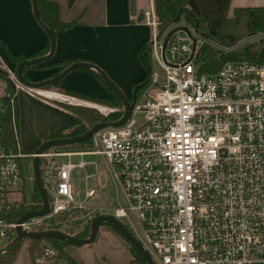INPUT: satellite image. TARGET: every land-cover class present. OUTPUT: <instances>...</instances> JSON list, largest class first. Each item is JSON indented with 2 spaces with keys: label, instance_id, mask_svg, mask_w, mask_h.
<instances>
[{
  "label": "built area",
  "instance_id": "obj_1",
  "mask_svg": "<svg viewBox=\"0 0 264 264\" xmlns=\"http://www.w3.org/2000/svg\"><path fill=\"white\" fill-rule=\"evenodd\" d=\"M143 21L151 29L147 53L157 70L133 100L129 118L93 133L86 148L41 154L49 213L20 224L9 217L21 205L30 212L32 203L22 202L23 161L32 160L33 152H22L16 140L17 93L93 108L105 117L119 110L65 94L79 102L46 99L37 93L40 88L20 83L0 59L6 75L0 79V254L18 237L16 227L26 233L61 231L64 213L86 209L71 175L86 167L84 156L97 154L111 167L126 202L113 217H126V210L134 216L154 264H264V60L230 61L199 73L202 48H217L210 38L183 21L159 32L153 0ZM7 113L14 145L2 138ZM95 195L85 189L84 199ZM56 256L42 241L36 263Z\"/></svg>",
  "mask_w": 264,
  "mask_h": 264
},
{
  "label": "rangeland",
  "instance_id": "obj_2",
  "mask_svg": "<svg viewBox=\"0 0 264 264\" xmlns=\"http://www.w3.org/2000/svg\"><path fill=\"white\" fill-rule=\"evenodd\" d=\"M149 0H147L146 8L148 7ZM255 7H262V6H255ZM144 21L142 22V24ZM215 23L208 24V32L209 35L215 34L216 29ZM38 26V25H37ZM112 35H105V32L98 38L100 42V50L96 51V54L102 58V65L105 67V71L108 73L109 78H113L109 80L119 88L122 92H126L129 86L134 83L135 81L142 80L146 75V70L138 61L135 56V52L133 50V44H136L139 39L143 38V42L147 40V42L151 41L152 34L151 29L144 28L140 30V36L137 38H133L129 36V34L121 29H116L115 31L111 32ZM259 40L258 36H250L245 37L236 42L233 48H239L247 43ZM215 47L219 50H224V48L216 43H213ZM229 50V49H225ZM0 59L3 63L8 66L9 68L13 69L15 73V69L13 65L9 62L8 56L3 49H0ZM1 65V62H0ZM52 64L47 65H38L33 66L31 69L23 72L24 78L27 83H36L40 82L39 79L42 77V73L39 69L42 68H49V70H53L54 67L51 66ZM35 67V68H34ZM150 67L152 71H156L157 67L156 64L150 61ZM81 70V69H75ZM68 75V77L63 80V82L67 86H86L89 90V93L86 94L87 96L76 95L78 98L94 102L97 104H103L108 107L117 108L119 112H123V108L118 106L117 99L113 97L112 101L105 102L103 98H96L97 94L100 96V92L92 86L89 82L81 79L82 77H78V71H75ZM0 71H2L0 69ZM104 71V72H105ZM3 72V71H2ZM105 72V73H106ZM16 75V74H15ZM46 80V79H45ZM117 85H116V84ZM39 88V87H35ZM138 87H136L133 92L136 91ZM41 90L39 92H50L55 93V95L60 96L64 93L59 94L55 91L52 86H43L40 87ZM45 90V91H44ZM78 92V91H77ZM59 94V95H58ZM81 94V93H80ZM134 95V94H133ZM132 92L129 96H125L127 99L132 98ZM64 96V95H62ZM67 97V96H66ZM74 99V98H72ZM35 100V101H34ZM76 100V99H75ZM16 104V140L18 142V146L22 152H31L37 148V142L35 141V137L38 136V131L44 130L46 127H57L63 128L72 122L75 119L81 120L84 124L85 128H89V125L85 123L82 119L78 118L76 115L75 109H84L86 108L92 114L101 117V115L96 109L89 108V107H82L76 105H69L64 103H53L57 107L64 109L68 112L74 114H67L63 111L51 110L48 109L41 104L38 103L36 98L29 96L27 93L23 91H19L17 93V97L15 98ZM62 101V100H61ZM77 101V100H76ZM66 102V101H65ZM79 102V101H77ZM70 103V102H68ZM74 103V102H72ZM118 113V112H117ZM114 114V113H113ZM105 117V116H103ZM139 120L138 117H135ZM52 123V125H50ZM40 135V134H39ZM80 146H68L61 148L62 150L68 151H77L80 150ZM66 158H55V162H65ZM73 161H77V157L72 158ZM83 160L88 164L83 170H76L72 173V182L76 188V195L77 199L83 201V206L86 208L78 210L74 209L64 213L61 220L63 224L60 225V229L63 232H66L72 236L81 234L82 231L85 229L86 226L89 228L90 220L97 216V215H110L114 216V210L118 208L126 209V202L123 197V194L120 190V187L117 181L113 177L111 167L104 161L103 157L97 154L87 155L83 157ZM46 163L45 159H39V172L42 173L44 167L43 164ZM84 176H88V179L84 180ZM85 189H92L96 192V195L90 199H84V192ZM22 202L23 203H31V197L34 195V184L32 178V160L26 159L23 161V187H22ZM93 210V211H91ZM127 216L124 218H118V221L123 224L130 233L141 243L144 244L141 231L135 221L134 216L126 210ZM34 218H32V221ZM101 227V228H100ZM99 232H97V237L91 247L94 249V253L92 255L100 257H111L112 255H118L122 253L121 244H126V242L119 236V234L111 227L105 224L100 226ZM89 233V232H88ZM87 237V236H86ZM119 240V241H118ZM29 242L27 240H23L21 242V246L19 251L16 255V258L13 264H30L27 248ZM42 245V243H41ZM90 256V254H88ZM87 255L85 254L84 257ZM35 264L36 261H35ZM42 264H55L51 260H48L46 263Z\"/></svg>",
  "mask_w": 264,
  "mask_h": 264
},
{
  "label": "crops",
  "instance_id": "obj_3",
  "mask_svg": "<svg viewBox=\"0 0 264 264\" xmlns=\"http://www.w3.org/2000/svg\"><path fill=\"white\" fill-rule=\"evenodd\" d=\"M49 1L53 2L57 6L58 17L61 21L71 22L73 20H78L79 23L66 31L57 32L54 35V54L50 60L42 63L44 65H47L49 63H59L67 60H78L77 62L91 63L99 68L102 72H104L105 67L102 65V58L96 54V51L100 50V42L98 41V38L102 35V33L105 32V35L109 36L112 35V31H115L118 28L122 31H124L125 29L129 36L137 38L138 36H140V30L144 29L145 27L148 28L144 23L142 24L143 12L146 9L147 0H135V13L133 16L130 15L129 12V0ZM186 1L187 7L194 14L202 17L207 30L208 24L210 23L217 24V29L218 22L226 5L228 17H231L232 11L235 8L264 6V0ZM0 40L5 44L9 53L12 55L28 56L45 46L47 37L39 28V26H37V23L34 20L30 0H0ZM146 42L147 40L143 42V38H140L136 44H133L135 56L136 50ZM39 70L43 74L39 79V81L42 82L45 79L54 77L52 76V74L57 70V68L49 70V68L45 67ZM75 71H78V74H76L78 77H82L81 79L92 84V86L100 92V96L99 94L95 95L97 96L96 98H103L105 99V102H109L112 101L113 97H115L94 71L85 69ZM73 72L74 70L68 75ZM108 74L109 72L105 73L106 76ZM68 75L66 77H68ZM65 78L52 85V88L58 93H64L65 95L75 98L78 97L74 94L82 96V94L85 93L83 95L87 96L86 94L89 93V90L86 86H67L63 82ZM111 80H113V78ZM137 82L139 81H135L134 83ZM131 85L126 92L122 91V94L124 96H129L131 94ZM36 100L39 104L48 109H54L61 112L63 111L64 113L72 114V116H74L73 113L61 109L53 103L47 102L46 100H42L39 98H36ZM50 125H52V123ZM67 126L58 129H55L57 127L50 128L48 126L41 132L38 131V136L35 137L37 147L44 140L48 139L54 132L60 129H64ZM33 151L26 153H32ZM93 243L81 247L69 246L65 249V252L77 264H129L132 258L130 247L127 243L121 244V254L112 255L111 257L107 258L103 256L100 258L95 255L91 256L92 252L95 249L91 247ZM85 254L87 255L86 257H84ZM88 254H90V256Z\"/></svg>",
  "mask_w": 264,
  "mask_h": 264
},
{
  "label": "trees",
  "instance_id": "obj_4",
  "mask_svg": "<svg viewBox=\"0 0 264 264\" xmlns=\"http://www.w3.org/2000/svg\"><path fill=\"white\" fill-rule=\"evenodd\" d=\"M155 14L158 19V31L164 30L166 27L172 24L179 23L181 21L194 27L198 33L203 36L210 38L214 43L222 47H231L236 44V42L242 38L250 36H258L264 32V6L262 7H249V8H235L232 11L231 17L227 16V5L225 6L223 13L218 22V26L215 34L209 35L206 31L205 22L201 16L194 14L188 7L186 0H153ZM36 6L38 14L47 26V28L55 35L57 32H63L79 23L78 20H73L71 22H63L59 19L57 13V6L49 0H36ZM149 42L141 45L136 50V56L141 63V65L146 70L145 77L131 85L132 98L129 100L131 103L134 99H137L141 91L147 86L149 75L151 74L150 67V57L148 56ZM49 39L47 38L44 47L36 51L35 53L28 56L12 55L9 53L5 44L0 40V48H2L7 56L9 62L13 65L15 69L20 63L33 59L39 56L45 55L49 50ZM237 60H246L250 62H260L264 60V39L253 41L247 43L239 48H232L229 50H219L211 46H204L196 59L198 65L199 73H209L217 71L224 63ZM78 60H67L59 63H54L51 66L57 68V70L52 74L56 76L60 71L65 69L70 64L77 62ZM33 67V66H32ZM32 67L24 68L22 72H25ZM35 68V67H34ZM33 69V68H32ZM5 73L0 71V79L5 80ZM136 89L135 92L133 90ZM108 88V87H107ZM109 89V88H108ZM110 90V89H109ZM111 91V90H110ZM111 93H113L111 91ZM114 95V94H113ZM115 96V95H114ZM117 99L118 106L123 108L121 101ZM78 118L82 119L89 125V127L100 123V122H113L118 120L122 111L114 114H110L107 117H98L86 108L75 109ZM17 113V109H15ZM2 128V138L5 143L9 145L15 144V135L12 128V123L9 113L5 114L1 121ZM88 128L84 127V124L79 119H75L73 123L64 129L57 130L49 138H65V137H75L83 134ZM48 138V139H49ZM90 144V138L86 141L74 144L73 146H80L79 148H86ZM60 149V148H58ZM33 196L31 197L32 204L29 207V211H36L40 209L41 202L40 197L34 187ZM25 213V208L23 205L19 206L17 209L13 210L10 214L9 221H16L20 216ZM64 215V214H63ZM63 217V216H62ZM111 226L119 236L129 245L131 260L129 264H146L145 259L140 254V252L133 247L111 224L102 223ZM101 224V225H102ZM124 226V225H123ZM125 227V226H124ZM126 228V227H125ZM127 229V228H126ZM128 230V229H127ZM129 231V230H128ZM88 226L82 231L81 234L75 235L78 238H85L88 235ZM130 232V231H129ZM24 239L19 237H14L10 242L4 253L0 254V264H13L16 255L21 246V242ZM44 241L57 252V256L54 260H51L55 264L58 261L63 260L67 264H77L72 258H70L65 249L70 245L66 244L61 240L56 239H43V240H28L27 253L29 257L30 264H35V261L39 257L41 251V243Z\"/></svg>",
  "mask_w": 264,
  "mask_h": 264
},
{
  "label": "water",
  "instance_id": "obj_5",
  "mask_svg": "<svg viewBox=\"0 0 264 264\" xmlns=\"http://www.w3.org/2000/svg\"><path fill=\"white\" fill-rule=\"evenodd\" d=\"M31 2V9L32 14L34 17V20L36 21L39 28L42 30V32L46 35V37L49 39V50L47 54L26 60L22 63H20L15 68V74L17 79L22 83L24 86L28 87H43V86H52L59 81H61L63 78H65L70 72H72L75 69H85V70H91L94 71L100 79L104 82V84L113 92V94L121 101L123 105V112L121 117L113 122H100L97 123L91 127H89L83 134L75 137H65V138H49L44 140L34 151H33V158H32V178H33V184L34 187L40 197L41 207L39 210L36 211H30L22 216H20L17 220V224H20L24 222L27 219L33 218V217H41L45 216L49 213V200L47 197V194L43 188V184L41 181V176L39 172V157L41 154H43L45 151L51 150V149H58L63 147H68L83 141H86L91 137L93 133L96 131H99L101 129L105 128H117L121 125H123L127 119L129 118L131 109H132V103L127 99L122 92L107 78L104 72H102L99 68H97L95 65L88 63V62H75L67 66L65 69L60 71L56 76L48 78L42 82H36V83H27L22 70L24 68L37 66L39 64H42L48 60H50L54 54L55 50V37L53 33L47 28V26L43 23L41 20L37 6H36V0H30ZM129 12L130 15H134L135 13V0H129ZM102 223H109L111 224L133 247H135L140 254L143 256V258L146 261V264H154L149 253L146 251V249L142 246V244L121 224L115 217L110 215H97L93 217L90 220L89 223V233L87 237L85 238H78L75 236H72L70 234H67L62 231L57 230H49L45 232H37V233H26L23 232L20 227H16V235L21 239H28V240H43L46 238L49 239H56L61 240L65 242L66 244L70 246H86L90 245L94 242L97 232L99 230V227Z\"/></svg>",
  "mask_w": 264,
  "mask_h": 264
},
{
  "label": "bare ground",
  "instance_id": "obj_6",
  "mask_svg": "<svg viewBox=\"0 0 264 264\" xmlns=\"http://www.w3.org/2000/svg\"><path fill=\"white\" fill-rule=\"evenodd\" d=\"M36 91H37V93L39 95L44 96V98H46V99H55V100H58V101L62 100V102L66 101V102H70V103L77 102L75 99H72V98H69V97H66V96H62V95L57 96V95H55V93H50V92L46 93V92H41V91L39 92L38 90H36Z\"/></svg>",
  "mask_w": 264,
  "mask_h": 264
}]
</instances>
